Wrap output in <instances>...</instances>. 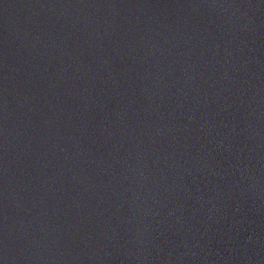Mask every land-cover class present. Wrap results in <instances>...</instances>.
Instances as JSON below:
<instances>
[{
  "label": "water",
  "instance_id": "1",
  "mask_svg": "<svg viewBox=\"0 0 264 264\" xmlns=\"http://www.w3.org/2000/svg\"><path fill=\"white\" fill-rule=\"evenodd\" d=\"M0 264H264V0H0Z\"/></svg>",
  "mask_w": 264,
  "mask_h": 264
}]
</instances>
